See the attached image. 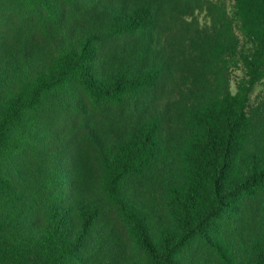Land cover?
<instances>
[{
  "label": "trees",
  "instance_id": "obj_1",
  "mask_svg": "<svg viewBox=\"0 0 264 264\" xmlns=\"http://www.w3.org/2000/svg\"><path fill=\"white\" fill-rule=\"evenodd\" d=\"M203 6L167 115L161 24ZM261 84L264 0H0V264H264Z\"/></svg>",
  "mask_w": 264,
  "mask_h": 264
},
{
  "label": "rangeland",
  "instance_id": "obj_2",
  "mask_svg": "<svg viewBox=\"0 0 264 264\" xmlns=\"http://www.w3.org/2000/svg\"><path fill=\"white\" fill-rule=\"evenodd\" d=\"M231 2L232 0H227V5H230ZM170 17H176L177 19ZM170 17L167 16L161 24L163 41L161 50L163 49V52L170 57L172 70L165 77L157 91L156 96L159 98L156 101L157 106L154 108L166 111L167 115L172 114L170 107H177L174 103L178 95L175 92V87L178 86L180 89H185L186 84H190L191 79L194 77L191 71L192 59L190 52L193 51L192 45L199 37L205 36L206 33L211 31V25L214 20V9L203 6L195 10H188V12L178 13L173 11ZM227 73L231 89L234 90L235 80L240 76V70L230 69ZM252 104L253 107L257 106L259 108L261 119L263 120L264 84L258 85L255 88L252 95ZM165 125L168 128L167 124ZM115 224L121 230L117 221H115ZM122 241L125 243L124 236Z\"/></svg>",
  "mask_w": 264,
  "mask_h": 264
}]
</instances>
